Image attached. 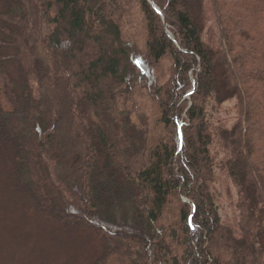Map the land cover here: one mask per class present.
Wrapping results in <instances>:
<instances>
[{
  "label": "trees",
  "instance_id": "16d2710c",
  "mask_svg": "<svg viewBox=\"0 0 264 264\" xmlns=\"http://www.w3.org/2000/svg\"><path fill=\"white\" fill-rule=\"evenodd\" d=\"M113 1L93 25L90 0H0L9 186L66 230L92 229V264H264V0H209L219 50L205 0ZM230 103L223 127L213 115ZM68 111L83 150L58 133ZM219 169L238 235L215 204Z\"/></svg>",
  "mask_w": 264,
  "mask_h": 264
},
{
  "label": "rangeland",
  "instance_id": "374dc122",
  "mask_svg": "<svg viewBox=\"0 0 264 264\" xmlns=\"http://www.w3.org/2000/svg\"><path fill=\"white\" fill-rule=\"evenodd\" d=\"M93 4V25H98L97 13L101 22L109 17L99 12L101 6L115 8L113 0H90ZM96 14V15H95ZM95 15V16H94ZM131 31L138 34L140 15L133 12ZM141 21V20H140ZM205 41L214 50H219L222 41L219 27L209 0L204 6ZM12 75H17L10 66ZM233 103L218 108L213 119L223 127H231L236 120ZM58 133L68 137L77 149L85 146L84 131L70 111L60 122ZM7 162L0 155V264H92L101 250V240L92 229L63 228L50 217L40 215L34 206L14 193L9 186L6 173ZM215 204L221 221L238 235L239 215L235 209V191L224 170L216 172ZM60 193L55 190L53 195Z\"/></svg>",
  "mask_w": 264,
  "mask_h": 264
},
{
  "label": "water",
  "instance_id": "95a60500",
  "mask_svg": "<svg viewBox=\"0 0 264 264\" xmlns=\"http://www.w3.org/2000/svg\"><path fill=\"white\" fill-rule=\"evenodd\" d=\"M150 2V0H148ZM158 12V11H157ZM192 211H193V208H192Z\"/></svg>",
  "mask_w": 264,
  "mask_h": 264
}]
</instances>
